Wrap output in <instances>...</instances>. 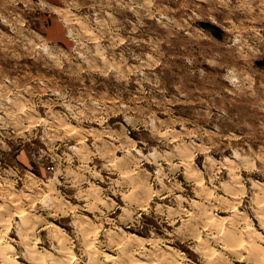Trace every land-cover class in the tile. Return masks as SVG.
Segmentation results:
<instances>
[{"label":"clouds","instance_id":"obj_1","mask_svg":"<svg viewBox=\"0 0 264 264\" xmlns=\"http://www.w3.org/2000/svg\"><path fill=\"white\" fill-rule=\"evenodd\" d=\"M0 264H264V0H0Z\"/></svg>","mask_w":264,"mask_h":264}]
</instances>
